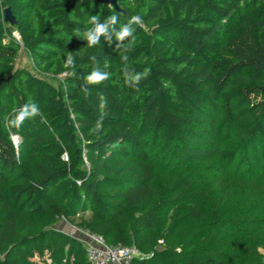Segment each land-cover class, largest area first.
<instances>
[{
    "label": "trees",
    "instance_id": "obj_1",
    "mask_svg": "<svg viewBox=\"0 0 264 264\" xmlns=\"http://www.w3.org/2000/svg\"><path fill=\"white\" fill-rule=\"evenodd\" d=\"M118 5L0 0V264H90L84 243L55 228L62 219L108 244L135 245L142 256L131 264H252L236 242L246 247L244 231L264 224V205L223 213L174 192L160 174L179 175L195 192L198 171L214 172L217 187L229 189L227 166L236 161L264 177V0ZM112 14L116 29L142 17L134 40L117 41L110 29L89 47L82 36L91 16ZM13 29L37 68L64 74V85L13 69ZM95 69L109 78L86 84ZM145 70L136 87L125 85L123 74ZM30 102L39 113L11 127L14 110ZM49 127L58 142L44 147L11 137L41 139Z\"/></svg>",
    "mask_w": 264,
    "mask_h": 264
},
{
    "label": "rangeland",
    "instance_id": "obj_2",
    "mask_svg": "<svg viewBox=\"0 0 264 264\" xmlns=\"http://www.w3.org/2000/svg\"><path fill=\"white\" fill-rule=\"evenodd\" d=\"M231 27H229L227 34L231 32ZM13 35L19 44L18 55L13 63V69L24 68L29 70L31 73L44 79L49 86L60 87L64 85V74L57 75L52 73H44L40 71L34 63L33 56L29 50H27L22 44V38L16 29H13ZM6 67H0L1 71H6ZM66 90H68L66 88ZM47 93L52 95V92L47 89ZM45 106V104H44ZM47 110V107H45ZM48 111V110H47ZM48 114L53 118L55 115L48 111ZM12 140L15 144L21 145H31L38 144L39 147H44L50 142H58L57 137L53 133V127L45 128L41 139L33 138L31 141H27L26 137L20 134H12ZM126 166H132V163L126 162ZM237 161L233 165H228L229 169V189H220L217 187V176L214 172L208 173H198L197 181L199 182L200 190L195 192L196 189L186 188L183 180L180 179L179 175L166 173L161 170L160 176L162 177L163 183L171 189V186H175L174 192H186L188 196H193L197 201L204 200L210 206L218 208L223 213L232 211L235 208L242 209L243 206L248 205L256 207H262L264 205V177L263 171L259 168H254V165H249L245 169H237ZM216 176V177H215ZM186 195V196H187ZM260 209V208H259ZM262 209V208H261ZM66 233L73 235L83 241L87 239L86 232L80 229L75 224H71L69 220L62 219L55 227ZM253 228V227H252ZM247 239L248 245L243 247L240 245L241 239L237 238L236 245L239 246L238 249L245 250V253L249 255L247 257L248 262L252 264H264V224L259 226L258 230L254 233L252 230L244 231ZM235 235L236 233H232ZM259 241V243H254ZM246 255V256H247Z\"/></svg>",
    "mask_w": 264,
    "mask_h": 264
},
{
    "label": "clouds",
    "instance_id": "obj_3",
    "mask_svg": "<svg viewBox=\"0 0 264 264\" xmlns=\"http://www.w3.org/2000/svg\"><path fill=\"white\" fill-rule=\"evenodd\" d=\"M118 16L112 14L101 22L98 15H92L89 23L92 25L90 28L84 30L83 39L87 40V45L89 47H94L100 42V37L105 36L108 38L109 30L112 29L117 41H125L127 38L131 37L134 40L135 28L133 25H141L142 17L140 15L132 16L126 24L121 25L116 29L118 22ZM66 63L68 65H74V58L69 54ZM149 74V70H145L142 73H137L135 76H128L126 73L123 74L124 83L128 87H136L141 80H143ZM108 73L101 72L99 69L93 70L90 74L84 77L85 83L88 85H96L103 83L107 80ZM87 92V89H84ZM39 106L34 103H26L19 110H14L15 114L9 119L8 123L11 127L19 128L22 126L23 122L27 119L35 117L39 113ZM101 124L97 121L96 126L92 129L93 132H98L100 130Z\"/></svg>",
    "mask_w": 264,
    "mask_h": 264
},
{
    "label": "built area",
    "instance_id": "obj_4",
    "mask_svg": "<svg viewBox=\"0 0 264 264\" xmlns=\"http://www.w3.org/2000/svg\"><path fill=\"white\" fill-rule=\"evenodd\" d=\"M84 231L87 233V239L80 240L85 245L90 264H131L134 257L142 256L141 251L135 245H111L101 235Z\"/></svg>",
    "mask_w": 264,
    "mask_h": 264
},
{
    "label": "water",
    "instance_id": "obj_5",
    "mask_svg": "<svg viewBox=\"0 0 264 264\" xmlns=\"http://www.w3.org/2000/svg\"><path fill=\"white\" fill-rule=\"evenodd\" d=\"M101 3L104 4H110L113 5L116 9H120L119 5H118V0H97ZM4 16H5V20L10 24V25H15L17 20H16V16L13 14L12 10L10 7H6L4 9Z\"/></svg>",
    "mask_w": 264,
    "mask_h": 264
}]
</instances>
